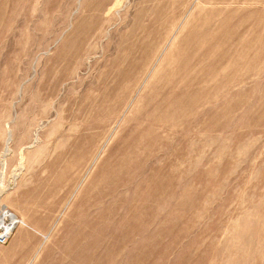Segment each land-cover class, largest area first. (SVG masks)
Returning <instances> with one entry per match:
<instances>
[{
  "label": "rangeland",
  "instance_id": "obj_1",
  "mask_svg": "<svg viewBox=\"0 0 264 264\" xmlns=\"http://www.w3.org/2000/svg\"><path fill=\"white\" fill-rule=\"evenodd\" d=\"M0 171V264H264V0H0Z\"/></svg>",
  "mask_w": 264,
  "mask_h": 264
},
{
  "label": "built area",
  "instance_id": "obj_2",
  "mask_svg": "<svg viewBox=\"0 0 264 264\" xmlns=\"http://www.w3.org/2000/svg\"><path fill=\"white\" fill-rule=\"evenodd\" d=\"M9 212L8 215L4 214ZM0 244H6L11 238L14 230L20 225L23 224L22 220L19 219L14 213L10 211H1L0 212Z\"/></svg>",
  "mask_w": 264,
  "mask_h": 264
},
{
  "label": "bare ground",
  "instance_id": "obj_3",
  "mask_svg": "<svg viewBox=\"0 0 264 264\" xmlns=\"http://www.w3.org/2000/svg\"><path fill=\"white\" fill-rule=\"evenodd\" d=\"M7 150V149H6ZM5 150V151H6ZM8 153V152H7ZM7 153H5L4 155H6ZM1 161H3V160H1ZM21 164V163H20ZM21 165H23V164H21ZM4 169V168H3ZM1 172V171H0ZM3 173V172H2ZM14 173V172H13ZM20 173V172H19ZM0 175H2V174H0ZM15 176H17L16 174H15ZM1 177V176H0ZM2 178V177H1ZM14 178V177H13ZM2 182V181H1ZM3 182H4V180H3ZM13 184V183H12ZM0 187H1V185H0ZM4 214H6V215H8L9 214V212H7V213H4ZM0 219H2V218H0Z\"/></svg>",
  "mask_w": 264,
  "mask_h": 264
}]
</instances>
